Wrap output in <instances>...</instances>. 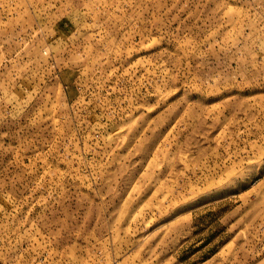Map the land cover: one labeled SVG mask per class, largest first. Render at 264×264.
<instances>
[{
	"label": "rangeland",
	"instance_id": "rangeland-1",
	"mask_svg": "<svg viewBox=\"0 0 264 264\" xmlns=\"http://www.w3.org/2000/svg\"><path fill=\"white\" fill-rule=\"evenodd\" d=\"M0 264H264V0H0Z\"/></svg>",
	"mask_w": 264,
	"mask_h": 264
}]
</instances>
